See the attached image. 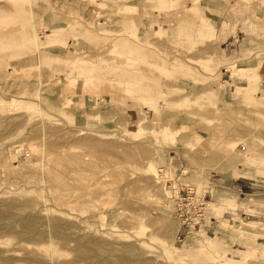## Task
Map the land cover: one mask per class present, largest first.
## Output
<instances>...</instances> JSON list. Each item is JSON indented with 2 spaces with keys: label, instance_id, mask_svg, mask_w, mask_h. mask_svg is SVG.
<instances>
[{
  "label": "rangeland",
  "instance_id": "1",
  "mask_svg": "<svg viewBox=\"0 0 264 264\" xmlns=\"http://www.w3.org/2000/svg\"><path fill=\"white\" fill-rule=\"evenodd\" d=\"M126 1L0 0V264H215L167 185L264 177V38L222 75L211 0Z\"/></svg>",
  "mask_w": 264,
  "mask_h": 264
},
{
  "label": "crops",
  "instance_id": "2",
  "mask_svg": "<svg viewBox=\"0 0 264 264\" xmlns=\"http://www.w3.org/2000/svg\"><path fill=\"white\" fill-rule=\"evenodd\" d=\"M211 1L213 6L203 7L202 10L204 14L210 11L207 14L210 15L209 24L214 28L216 39L218 37L222 43V55L219 56V60L228 66L227 69L224 65L220 67L221 74L224 75L225 72H231L229 67L251 57L254 51L251 42L264 38V31H260L264 30L262 28L264 26V0ZM231 77L232 74L229 78ZM168 155L165 164H168L171 172L176 174L181 170L185 161L182 151L179 150L177 153L171 151ZM261 176L258 173L257 177L245 174L231 177L222 175H216V178L209 177V183L203 193H206L210 204L215 205L211 210L219 215H209L208 219L205 216V223L200 227L197 235L201 237L203 232L209 239L217 238L221 243L224 253L220 254L224 258L216 260L215 264H264V192L258 191L257 194L247 192L249 189L263 190L264 177ZM231 195L235 196L236 207L232 210H225L226 201L232 200L228 197ZM241 195H254L258 198L246 197L249 201H245L244 198H242L244 200H239ZM241 227L247 231L244 230L242 233L239 231ZM247 243L249 248L245 245ZM251 246L256 247L253 250ZM258 251L263 252V255L260 253L255 256L258 257L256 261L244 259L245 253H257Z\"/></svg>",
  "mask_w": 264,
  "mask_h": 264
},
{
  "label": "built area",
  "instance_id": "3",
  "mask_svg": "<svg viewBox=\"0 0 264 264\" xmlns=\"http://www.w3.org/2000/svg\"><path fill=\"white\" fill-rule=\"evenodd\" d=\"M166 180L165 182H169ZM169 191L174 198L175 214L180 221L178 239L182 243L195 238L200 227L205 223V210L207 208V195L198 194L194 185L186 184L175 186L169 182Z\"/></svg>",
  "mask_w": 264,
  "mask_h": 264
},
{
  "label": "bare ground",
  "instance_id": "4",
  "mask_svg": "<svg viewBox=\"0 0 264 264\" xmlns=\"http://www.w3.org/2000/svg\"><path fill=\"white\" fill-rule=\"evenodd\" d=\"M38 46V45H37ZM208 204H209V201H208ZM49 247H50V250H51V252L54 254V252H55V250H54V243L53 242H51L50 244H49ZM47 253V252H46ZM49 254H50V252H49ZM52 255V254H51ZM50 255V256H51ZM54 256V255H53Z\"/></svg>",
  "mask_w": 264,
  "mask_h": 264
}]
</instances>
